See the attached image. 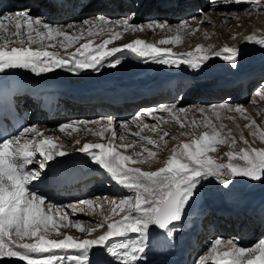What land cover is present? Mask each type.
Here are the masks:
<instances>
[{"label": "snow or ice", "instance_id": "1", "mask_svg": "<svg viewBox=\"0 0 264 264\" xmlns=\"http://www.w3.org/2000/svg\"><path fill=\"white\" fill-rule=\"evenodd\" d=\"M245 2L252 5L244 9L248 15L264 11L262 0H224L229 7ZM200 11L203 20L207 21L208 14L202 9ZM146 30L174 35L157 42L135 38L128 43L116 44L126 34ZM199 30L198 26L193 28L189 21H181L175 26L167 21L136 24L130 16L113 20L103 15L64 27L34 17L27 9L0 13V73L10 69H27L35 75L57 69L76 75L85 71L99 72L102 66H119L122 57L117 54L124 51L146 62L176 67L188 65L198 69L211 58L208 54L211 46L197 44L192 51L176 53L173 47L162 45H179L182 33L195 34ZM245 39L247 42L254 41V34ZM255 42L264 45V38ZM211 55L222 57L236 66L239 50L224 46ZM261 95L264 96V93ZM218 109L239 113L249 121L244 126L249 135L264 142V128L254 118L245 115L244 106L227 103L209 106L217 119L220 118ZM196 111L206 113L203 107ZM187 112L188 109L178 107L177 103L142 109L131 120L119 122L120 134L116 131L113 118H108L106 122L102 119L79 120L58 125V131L68 137L84 131L102 140L107 139V142H85L75 151L86 155L112 181L133 193L119 200L115 197L85 198L67 206L72 214H98L102 217L88 223L72 219L67 211L62 210L65 206L54 205L45 195L33 189L34 182L41 179L50 162L71 155L64 150L60 137L47 135L46 131L36 126H26L16 135L0 137V260L15 258L24 264H92L93 250L99 249L115 258L118 264H138L146 251L150 228L155 226L166 230L171 236L201 181L211 177L228 187L234 178L264 180V148L252 147L239 125L238 139L245 146L235 150L233 146L237 137L232 129H227L224 134L221 131L226 127L224 124L221 123L218 128L205 116L204 125L211 131L197 136L187 130L188 126L181 119L182 114ZM146 118L154 122L151 125L144 123ZM162 123H174L185 129L181 135L190 137V140L179 141L162 167L143 170L137 165L159 162L158 153L164 149L158 140L166 145V138L178 139L164 130ZM191 124L195 125L196 121L192 120ZM131 125L140 130L132 132ZM145 129L153 133L159 129L162 135L158 140L153 139L152 136L142 135ZM106 133H110V137L106 138ZM125 134L136 139L132 143L122 142ZM229 138L228 162L218 163L209 152L216 151L219 145L229 144ZM73 142L81 145L78 138ZM137 144H141L142 151H135ZM130 150L131 154H125ZM106 206L107 211H104ZM70 228L85 234L84 237L66 231ZM105 228L102 234L88 238ZM221 244V238H216L209 249L213 254L211 260L208 255H202L198 257L197 264H264V239L252 247L238 246L229 240L226 242L227 251L222 253L217 251Z\"/></svg>", "mask_w": 264, "mask_h": 264}, {"label": "bare ground", "instance_id": "2", "mask_svg": "<svg viewBox=\"0 0 264 264\" xmlns=\"http://www.w3.org/2000/svg\"><path fill=\"white\" fill-rule=\"evenodd\" d=\"M197 1L199 5L194 12L198 16L195 18L201 23V29L210 31V29L206 28H209V26L206 23L207 21L203 20L200 11L202 9L205 13L210 3L208 4L207 2L205 5V0ZM7 2L9 6L11 5V8L18 4H23V6L28 4L26 9L34 17L38 16L54 26L64 27H67L68 24H78L85 18L91 19L98 15L108 18H111L112 15H121L119 19L130 16L133 23L147 16L152 19L154 18V21H167L170 23L177 15L184 14L185 11L190 10L193 6V0H157V6L154 8L150 5L151 0H8ZM133 4L134 8L132 9L131 6ZM248 6L252 5L248 2L235 5V10L239 12V9L242 7L245 9ZM227 7L225 5L224 8L227 10ZM211 8V13L208 15L209 18H212L216 24L221 23L224 20L222 18L226 16L228 11L223 9L220 13L218 12L222 16L218 17L217 11L213 7ZM15 12L12 11L11 13ZM3 13L6 12L4 11ZM243 14L245 16V12ZM58 15L62 18H59ZM158 18H163V20H157ZM244 18L245 20L240 23V26H238L239 21L235 19L223 21L227 26V29L222 32L224 40L216 48L209 50L208 54L211 58L198 69H193L188 65L176 67L151 61L146 62L137 58L134 54L124 51L117 54L122 57V62L119 66L114 68L102 66L99 72L85 71L76 75L62 69H57L51 73L35 75L27 69H10L4 73H0V81L1 79H9L12 83L17 109L20 113L26 114L24 127L36 126L41 130L48 129L51 122L56 121L62 116L72 115L77 117L81 114L83 116H91L98 113L104 122L108 118H113L116 122V131L120 134L122 130L117 128V125H119V122L122 121L120 119L127 114L132 106L140 104L138 108L146 110L159 108L161 105H169V101H172L174 94H178L177 86L186 87V89L191 91L184 92V94H188L187 97L174 103L186 102L189 98L196 95L193 91L197 89L200 93H198L196 100L202 103V106H199L197 102L195 106L205 107L206 105H203V103L206 100L209 102L211 98L213 99L211 100L213 105L219 106L220 104L227 103L231 106H243V98L247 96L248 90L256 77L262 78L258 91L261 94L264 93V45L255 42L264 38V11L255 15L251 14L247 16L246 14ZM158 32L159 30H156L155 32L153 31V34H150L146 31L140 33L139 38L153 40L151 37L153 35L157 37ZM251 34H254V41L247 42L245 38ZM130 36L131 34H126L116 44L128 43L131 40L129 39ZM136 37L138 36L136 35ZM200 42H204L203 45L206 44L205 39H202ZM197 44H199V40L193 39L189 43L190 46L173 51L176 53H186L194 50ZM186 45L188 44H184V46ZM224 46L239 50L236 66H233L222 57L211 55L212 52L219 51ZM234 76L239 77L233 82L242 81L245 87L247 86L246 90L244 89L245 87H233L228 92L225 89L223 90V85L230 83V78ZM187 82L188 84H185ZM165 83L167 84L166 86L164 85ZM133 84H135L134 88L130 89ZM102 85H112L113 89L124 90L125 95L95 94L96 91H93L100 89ZM148 85L150 88H147ZM47 91H51L52 94L45 96L44 99V93ZM143 91H148L151 94L142 98L135 97ZM118 92L114 91V94ZM225 93H227L226 96L222 99H217V97ZM92 94L97 97L90 98ZM68 98L76 99L77 102L75 103ZM259 100L263 102L264 96H261ZM155 101H158V104ZM144 123L150 125V120L146 119ZM135 126H130L132 132L140 130ZM162 128L167 130L172 136L178 137V139H169L165 145L163 141L158 140L159 135H162L159 129L155 133L145 129L144 135L157 139L164 151L158 153V163L137 165L143 170H156V168L162 167L163 161L167 159L171 149L179 141H187V136L181 135L185 129L181 127L176 129L175 125L162 126ZM126 135L128 134H125V140L122 142L132 143L136 139L133 135ZM105 137H110V133H106ZM77 138L81 140V145L74 144L73 141ZM61 142L63 143L64 150L70 152L71 155L58 157L56 160L50 162L43 173L45 177H41L33 185L39 187L42 183L51 184L45 189V193L56 192L62 195L50 201L51 203L64 201L58 205L65 206L62 210L67 211L72 219L85 223L102 219L98 214H72L70 208L67 206L74 205L70 201L78 196L92 195L87 197L92 199L97 197H115L119 200L133 195L131 190L122 188L112 181L99 166H91L89 163L90 158L75 151L77 147L82 146L85 142H107V139L102 140L99 137L97 139H94V137L88 138L80 132L78 134L74 133L69 141ZM144 146L152 147L151 145ZM135 151H142L141 144L135 146ZM125 154H131V150ZM59 162H62V164L58 166ZM74 176H78L81 180H72ZM62 181H65L64 185H57ZM91 184L98 185V187L102 188V191L90 193L87 191V188ZM248 196V194H243L230 198L225 205L213 206L210 209L207 205H201L200 209L196 212L188 211L185 217L175 224V231H173L171 236L167 234L166 230L152 226L149 231L146 251L143 254V258L138 261V264H197L198 257L202 255H208L209 260H211L213 254L209 252V249L212 246V240L215 238H211V236H215L213 234H218V238L222 240V244L217 248V251L222 253L227 250L226 242L231 240L235 243L234 240L239 239L238 234L245 231V227L250 226V230L252 228L253 232H257L264 222V201L254 209L249 204ZM189 205L190 203L185 210L188 209ZM103 210L107 211V206ZM207 210H211V216L210 214L209 216H204ZM228 217H232L233 221L228 220ZM203 221H206V223H203ZM214 227L221 229L217 230ZM105 230L106 228L99 229L88 238H95V236L102 234ZM66 231L81 238L85 235L74 228L67 229ZM206 231L209 233L212 231V233L206 235L204 234ZM248 234H251V231ZM91 260L92 264H118L115 258L99 249L93 250ZM0 264H24V262L12 258L0 260Z\"/></svg>", "mask_w": 264, "mask_h": 264}, {"label": "rangeland", "instance_id": "3", "mask_svg": "<svg viewBox=\"0 0 264 264\" xmlns=\"http://www.w3.org/2000/svg\"><path fill=\"white\" fill-rule=\"evenodd\" d=\"M7 1L8 0H0V6L2 5L0 13H3L4 11L6 13H11L12 11L17 12L19 10H24V9H26V7H28V4L25 6H23V4H18V5H15L11 8V5L9 6V3ZM207 2H208V4L210 3L208 9H206V12H205L208 15H210V13H211V10H212L211 7H213V9H215V11H217L218 17L222 16L219 13L221 11H223V9L226 10V8H224L225 7L224 0H215V2H210V0H208V1L204 2L205 5L207 4ZM262 2H264V0H262ZM150 5L153 8L156 7L157 6V0H151ZM198 5H199L198 1L193 0V6L191 7V9L185 11L184 14H182V15H177L178 17L176 16V18L173 21H170L171 25L175 26V25L179 24L181 21H187L188 20L191 23L193 28H196L198 25L199 29H201V26H200L201 23L198 21L197 18H195L198 16V14H196L194 12L196 10V7H198ZM211 5H213V6H211ZM8 6H9V8H8ZM251 7L252 6H250V7L248 6L247 8H251ZM131 8L132 9L134 8V4L131 6ZM226 11H228V13H226V16H224L222 18V19H224L223 21H225L226 19H233V20L235 19L236 21H239L238 26H240V23H242L245 20L244 17H246V14H247V13H245V16H243L244 15L243 14L244 7L239 9V12H236L235 5H233L231 7L228 6ZM260 12L261 11L252 12V14L255 15L256 13H260ZM234 13H236V14H234ZM120 16L119 15L118 16L112 15L111 19H113V20L119 19ZM247 16H248V14H247ZM58 17L62 18L59 15H58ZM193 17L195 18V20H192ZM159 19L160 18H158L157 20H159ZM160 20H163V18ZM149 21H154V18L152 19V18L146 16V18H141L138 22H136V24H143V23H147ZM223 21L219 24H216L213 21V19L209 18V16H208L206 23L209 26V28L208 27H206V28L210 29V31H206L204 29H201L202 31L199 30L195 34H191V33L186 31V32L182 33V42L179 45H176V46L162 45V46L173 47V50H178L180 48L190 46L189 43H191L193 39L199 40V44L203 45L204 42H200V41L202 39H205L206 40L205 46H211V48L209 50H212L213 48H216L221 43L222 40H224L223 39L224 36H223L222 32H223V30L227 29V26L224 24ZM76 22H77V20H76ZM146 31L149 32L150 34H153L152 30H146ZM146 31H144V32H146ZM140 33H143V32L131 34L129 39L132 40L135 38H139ZM136 35L138 37H136ZM169 35H174V33L160 32L159 31L157 37L155 35H153L151 37V38H153L154 41L150 40V39H146V40H148L150 42H157L160 39L166 38ZM184 44H188V45L184 46ZM218 69H220V68L218 67ZM261 79L262 78L256 77L253 80V84L251 85L250 89L248 90L247 96L243 98L244 99L243 100V106L245 107L246 112H247V113H245V115H248V116H251L252 118H254L257 121V123L262 128H264V104H263L264 101L261 102V100H259V98L262 95L258 91L259 87L261 85ZM185 84H188V82ZM134 85L135 84L131 85L130 89L134 88ZM177 90H178L179 95L174 92L175 94L172 97V101H169V105L176 102L177 100L181 101V99L186 98L188 94H184V92L186 93L187 91H191V90L186 89V87L183 88L182 86H180V87L177 86ZM193 93H196V95L194 97L189 98L186 102L177 103L178 107H183V108L188 109V112L186 114H182V116H181V119L183 120L184 124L188 126L187 127L188 131H193L195 133V135H197V136L200 135L201 133H203L204 131H211V128H207L204 125L205 116H207L209 119L212 120V122L218 128H219V125L221 123L226 126L225 129H221V131L224 134H226L227 129L233 130V135H235L237 137V143H236V145L233 146L235 150H239V148L245 146L243 144V142L239 141V139H238L240 133H239V131H237V125H239L240 129L243 130L244 136L251 142L252 147L264 148V142H261L258 138L254 139L253 137H251L249 135V130L244 127L246 124L249 123V121L245 120L243 117H241V115L239 113L228 112L225 110H219L221 116L219 119H217L216 116L209 110V106L213 105V102H211V100H213L212 98L209 100V102L206 100L205 103H203V105H206L205 107L203 106L204 108H206L205 114H201L198 111H196V109L201 108L199 106L200 105L202 106V103H199V101L196 100L198 97V93H200V92H198V90L196 89L195 91H193ZM226 95H227V93L217 97V99H222ZM68 99L72 100L75 103L77 102L76 99H71V98H68ZM222 101H224V100H222ZM196 102L199 104V106H195ZM155 103L158 104V101H155ZM139 106H140V104H136L135 106H132L129 109V111L127 112V114L122 119H120V121L121 120L122 121L131 120L140 111V109L138 108ZM229 117H234L235 119H229ZM96 119H101L100 114L95 113L91 116H89V115L83 116L81 114L77 117H74L72 115H66V116L59 117L54 122H51L52 119L49 120V122H51L49 125V128L44 129V131L46 130L47 135H53V136L60 137V141H69L70 137H68L65 133H61L58 131V125L59 124L65 123V122H71V121H79V120L92 121V120H96ZM148 120H150V125L154 122L151 119H148ZM192 120L196 121L195 125L191 124ZM174 125H175L176 129L180 128L178 125H176L174 123H162V126H164V127L174 126ZM131 126H133V125H131ZM117 128H119V125H117ZM81 134L83 136H87L88 138H91V137H94V139L98 138L97 136H95L91 133H86L84 131H81ZM142 135H144V133ZM126 136H128V135H126ZM166 139L169 140L168 138H166ZM230 139L231 138H229V144L219 145L217 147L216 151L209 152V155H211L213 157V159L216 160L218 163H227L228 162V157L226 156V153L230 150ZM186 140L189 141L190 137L187 136ZM89 163L91 166L96 165L95 163L91 162V160L89 161ZM61 164H62V162H59L58 166ZM32 167H36V165H33ZM60 171H62V170H60ZM44 177H45V175L43 174L42 178H44ZM206 180H207V182H206ZM204 182H205V184H204ZM46 184L47 183H42L39 187L33 185V189L38 191L42 195H45L49 201L51 199H53L54 197H61L62 196V195H59L56 193L55 195H53L52 198L49 199V195H51L53 192L48 193V194L45 193L46 192L45 189L49 185H51L49 183L47 185ZM87 191H89L90 193H93L96 191L100 192V191H102V188L98 187V185H92L91 184L89 186V188H87ZM243 194L249 195L248 196L249 197V204L251 205L252 208L256 209V207L261 205L264 201V180L256 181V180H251V179H247V178H234L231 185L228 187H225L222 184H220L215 178H211V177L206 178L205 180L201 181L200 186L196 190V194H195L194 198L190 201V205H189L188 209L184 211L182 219L185 217V215L187 214L188 211H193V212L198 211L200 209L201 205H207V206H209V209H210L213 206L225 205L226 202L230 200V198H235L236 196L243 195ZM57 195H59V196H57ZM90 196H92V195L78 196L77 198H75L74 200H71L70 202L77 204L78 201L85 199L87 197H90ZM63 202L64 201H59V203H56V202H53V203H54V205H56V204L58 205V204H61ZM67 203H69V202H67ZM209 214L211 216V210H207L205 212L204 216H209ZM250 231H251V234H248ZM210 233H212V232H210ZM239 234H238L239 239L234 240L235 243H237L238 246H242V247H252V246L256 245L257 243H259V241L264 239V226L260 227L257 232H253V229L251 228V230H250V226L249 227L247 226V227H245V231H243L242 233H239ZM213 235H215V236H211L212 239L214 237H215L214 239L218 238V234H213ZM249 235H250V237H248ZM214 239L212 240L213 242H214Z\"/></svg>", "mask_w": 264, "mask_h": 264}]
</instances>
